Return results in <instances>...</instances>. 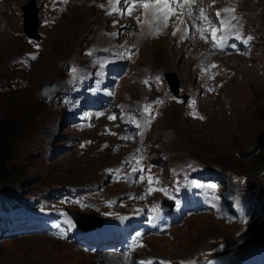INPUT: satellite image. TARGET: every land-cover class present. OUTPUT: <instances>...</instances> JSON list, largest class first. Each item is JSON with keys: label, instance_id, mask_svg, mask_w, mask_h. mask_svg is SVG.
<instances>
[{"label": "rangeland", "instance_id": "obj_1", "mask_svg": "<svg viewBox=\"0 0 264 264\" xmlns=\"http://www.w3.org/2000/svg\"><path fill=\"white\" fill-rule=\"evenodd\" d=\"M3 3L6 6L2 15L9 31L0 29V121L13 123L14 132L10 143H7L10 148L9 167L5 174L0 175V185L16 183L12 189L22 190L36 186L34 189L46 191L52 189V184H57L60 187L53 188L56 193L52 202L60 210L67 205L71 206L76 201L87 205L84 198L86 196L87 199L90 198V187L86 186L84 189L82 187L95 180L102 179L101 192L118 190L122 184L110 183L112 175L106 171V166H113L119 161H128V168H123L128 170L126 179L132 180L133 184H138L141 166L164 168L166 165V170L159 168L153 171V180L158 186L145 187L146 178L143 176L140 179L141 185L129 192L130 196H133L135 192L142 193L143 202L148 205L162 195L160 186L165 187L171 196H174L178 186L184 180H192L190 162L184 163L181 167H174L172 164L173 162L181 163L183 156H192L208 165L230 168L234 174L242 175L243 181L240 182L242 189L264 181L263 61L250 66L249 60L229 56L228 58H232L237 64L239 73H234L232 79L226 82L222 94L220 96L214 94L208 88V97L200 92L201 96L196 103L197 108L192 105L187 110L183 104L182 112L181 104L168 107L164 117L154 123L155 129L149 133V138L142 141L143 146L152 149L145 148L142 151L135 139L125 138L110 127L109 117L115 113L117 91L113 93L114 87L107 81L103 68L113 51L131 45L132 38H136L139 55L134 67L160 68L164 73L172 71L176 74L179 86L195 84L193 60L187 57L188 47L181 48L177 37L173 35L174 29L167 35L160 34L150 41L143 24L136 26L133 23L130 24L129 18L135 12L132 10L131 14L117 16L116 19L112 15L110 19L112 28L105 20L104 22L99 20L100 27L97 30L96 20L100 18L101 11L97 9L99 4L96 0H74L51 28L36 23L35 32L42 31L45 34L43 49L28 69L17 70L11 67L12 58L29 47L23 41L22 35H16L10 31L23 29L20 20L24 19V8L36 16L39 7L37 0H4ZM258 3H264V0H258ZM119 4L122 9L129 5H126L123 0H119ZM243 8H245L243 5L237 6V9ZM257 16H261L260 24L263 25V29L260 40L264 44L263 10ZM123 17L128 18L123 22V26L110 33L106 31L116 28ZM183 17L185 15L181 14L180 18ZM34 22L36 20L29 21L30 26H33ZM173 22L174 18L171 17L169 24ZM173 25H176V22ZM92 39L96 41L92 50L81 53L80 49L85 41ZM68 57L70 66L66 65ZM22 77L25 80L24 86L17 89L5 88L9 82H17ZM60 79L61 82H58L57 86L61 91L59 101L63 100L80 107L81 111L76 120H73L71 115L59 119L60 112L53 108L54 104H48L47 107L40 99L41 87L50 80ZM86 79L100 87L101 90L98 92L101 97L97 96L101 99L100 106L88 109L95 100L94 98L90 103L87 100L88 94L95 91H90L87 85L81 87L79 92L72 88L71 84H78L80 80ZM166 81L168 83L167 78ZM169 85L171 89L176 88V82L170 81ZM65 91L67 94L62 96ZM53 92L55 90L45 98L51 96ZM138 92L135 83L128 79L122 81L121 95H124L126 99L131 95L137 96ZM197 109L203 112L204 117H207L205 121L193 118ZM252 111L257 116H252ZM56 127H60L57 130V136L51 132ZM66 137H71L70 148H60L51 157L41 159L39 143L42 140L64 146L67 145L64 140ZM258 148L259 152L256 156L246 157L237 153L241 149L245 151L244 153L255 152ZM159 154H161L159 158L164 160L154 158ZM186 160L184 158L182 161ZM211 170L212 173H221L219 169H215V172L212 168ZM189 185L190 183L186 182L182 186V192L187 196L188 204L185 206L178 203V211H196L197 208L192 207L194 199H210L218 204L224 201L221 194L213 195L205 189H202L200 193L199 190L196 193H189ZM208 185L216 184L212 182ZM78 189H82L81 192ZM15 190L9 192V202L20 194ZM30 190L33 189L26 191ZM94 196L91 197L94 201L99 198ZM189 196H192L190 198L192 202H189ZM122 200L118 199L114 204L117 211L123 209ZM155 202L158 203L157 200ZM261 203L264 205V199ZM54 205L52 204L51 207L53 208ZM129 211L127 210L126 214ZM218 211L223 212V207H219ZM147 216L159 226L163 215L153 210ZM0 219H2L1 216ZM145 220L146 215L138 210L128 218V222L119 224L117 232L126 237L131 233L132 224H141L145 227ZM70 222L68 217L59 214L39 225L37 232L28 233V230L8 238H0V264H130L129 261H122V248L118 251L112 249L98 251L102 245L111 246L113 242H115L114 246H118L119 238L112 241H98L94 234L84 231L81 233V238L89 239L90 246L95 245V251H91L90 247L84 248L79 240L71 239V237L60 239L53 235L42 236V228L62 231L69 227ZM83 222L88 223L90 219H84ZM164 223L167 225L168 218L164 219ZM235 223L237 226L234 227L235 232H232L208 214L193 215L186 224L182 220L175 222V228L171 232H164L159 237L149 236L138 250L139 256L145 259L150 254L155 255V260H158L160 264L161 262L199 264L195 259L199 246L210 247L207 243L218 238L228 242L229 237L238 232L240 237H252L254 226L248 227L250 222L247 227L243 226L242 218ZM125 242L129 243L127 240ZM242 249L244 253L239 259L226 263L252 264L255 262L253 251L263 250L264 244L260 249L256 247L252 250ZM127 257L131 260L135 259L131 255ZM149 262L157 264L154 260Z\"/></svg>", "mask_w": 264, "mask_h": 264}, {"label": "trees", "instance_id": "obj_2", "mask_svg": "<svg viewBox=\"0 0 264 264\" xmlns=\"http://www.w3.org/2000/svg\"><path fill=\"white\" fill-rule=\"evenodd\" d=\"M42 103L48 107V103L45 101V99H41ZM252 116H257L253 111H252ZM261 118V117H258ZM13 123H11L10 121H5L2 120L0 121V175H3L7 172V168L9 167V156H8V151H9V147L7 143H10V138L14 132V128H13ZM264 147V145H263ZM243 151L241 149V151H238V154L241 156H246V157H251V156H256L259 152V148L255 151V152H246ZM243 153V154H242ZM254 153V155H253ZM0 197L3 198V194L0 193ZM4 204H6L5 200H1ZM20 204L24 205L25 207L29 208L32 207L36 204H41L43 205V201L41 200L40 197L38 196H32L30 199L28 198H22L19 200ZM44 206V205H43ZM258 207L260 208H264L263 204H255L253 206H247L245 208V211L247 213H253L254 211H256L258 209ZM27 212H24L23 214V218H25L27 216ZM254 214L256 215V212H254ZM5 216L7 217V220L5 221V223H14L16 222L18 219H20L21 216V212L16 211V212H11V213H5ZM1 221V219H0ZM263 220H254L252 222H254V225H256V223H260ZM252 222H250V224H252ZM1 223V222H0ZM235 238V237H234ZM236 239V238H235ZM251 242V238H245L244 243H238L239 245H245L246 243ZM236 255V244L232 247V249L225 253L222 256H218V257H203V259L208 263V264H216V261H223V259H228L232 256Z\"/></svg>", "mask_w": 264, "mask_h": 264}, {"label": "snow or ice", "instance_id": "obj_3", "mask_svg": "<svg viewBox=\"0 0 264 264\" xmlns=\"http://www.w3.org/2000/svg\"><path fill=\"white\" fill-rule=\"evenodd\" d=\"M110 3H116L119 2V0H109ZM123 2L127 5L130 3V0H123ZM193 2V0H183V3L190 6L191 3ZM181 3V0H156V3H145L142 5V7L145 10H151L152 11V15L154 19H159L160 14L162 13H166L164 15V19L167 20L169 19L171 16L176 15V10L174 8L171 7L172 4H176L177 7H179ZM116 9L113 8V11H115ZM225 11H228V9H225ZM111 14V13H109ZM129 14H131V8H129ZM189 17L191 16V13H188ZM217 16H220V13L217 12ZM201 19H205L206 17L203 14V10H201ZM149 23H152V21H149ZM223 23V22H222ZM165 26H167V24H165ZM202 33L201 38L204 39L206 37L203 36V30H200ZM216 29H213L212 31V37L213 39H215L216 37ZM173 35H175V32L173 33ZM147 110V109H146ZM109 119H113V117H109ZM135 171V169H134ZM150 179V183H151V178ZM149 191H151V189H149ZM148 264H151V262H148ZM161 264H164V262H161Z\"/></svg>", "mask_w": 264, "mask_h": 264}, {"label": "bare ground", "instance_id": "obj_4", "mask_svg": "<svg viewBox=\"0 0 264 264\" xmlns=\"http://www.w3.org/2000/svg\"><path fill=\"white\" fill-rule=\"evenodd\" d=\"M83 5V4H82ZM71 7V6H70ZM25 10V15L29 16L31 13V11L29 12L28 10H26V8H24ZM27 11V12H26ZM92 16V15H91ZM119 17V16H118ZM180 17V16H179ZM170 20V18H169ZM168 20V23H169ZM101 21V20H100ZM171 22V21H170ZM86 23V22H85ZM84 23V24H85ZM101 23V22H100ZM174 23V22H173ZM102 24V23H101ZM84 26V25H83ZM166 29L168 28V26L165 27ZM186 29H189L188 26H185ZM162 35V34H161ZM161 37V36H160ZM125 44V43H124ZM123 44V45H124ZM139 49V48H138ZM97 62V61H96ZM195 91L197 92H202L201 94L204 95L205 97L209 96V91L208 89H203L200 88L199 86L197 88H194ZM209 99V98H208ZM245 192H247L250 195L259 197L260 199H264V181L262 180L261 182H259L258 184H253L251 187L246 188ZM7 215V212H5ZM111 240H113V237L111 238ZM128 242H132V238H130V236L127 237L126 239ZM145 242V238L143 235H140L139 238L136 240V245L137 247H139L140 245H142ZM101 253V252H100Z\"/></svg>", "mask_w": 264, "mask_h": 264}, {"label": "water", "instance_id": "obj_5", "mask_svg": "<svg viewBox=\"0 0 264 264\" xmlns=\"http://www.w3.org/2000/svg\"><path fill=\"white\" fill-rule=\"evenodd\" d=\"M33 32H29V34H32ZM53 86V82L50 83V85L47 87V88H42L41 89V95H44L45 93H47ZM75 212V210H73V213ZM81 215H87V213H81ZM264 226V225H262ZM261 228V226H258L257 229H256V232H255V242H258L259 240V229ZM30 264H33V263H30Z\"/></svg>", "mask_w": 264, "mask_h": 264}, {"label": "clouds", "instance_id": "obj_6", "mask_svg": "<svg viewBox=\"0 0 264 264\" xmlns=\"http://www.w3.org/2000/svg\"><path fill=\"white\" fill-rule=\"evenodd\" d=\"M261 34H262V33H261ZM168 85H169V84H168ZM138 97H139V94H138ZM174 104H177V103L172 102L170 105H168V106L164 109V113H163V115H162L158 120H160L162 117H164V114H165V112H166V109H167L168 107L174 105ZM158 120H156L154 123H157ZM205 120H206V119L201 120V121H205ZM154 123L152 124V126H150V133H152V131L155 129ZM148 135H150V134H148ZM237 153H238V151H237ZM237 153H236V154H237ZM108 240H109V237L107 236V241H108ZM93 251H95V250H93ZM85 252H86V251H85ZM87 252H88V251H87Z\"/></svg>", "mask_w": 264, "mask_h": 264}]
</instances>
